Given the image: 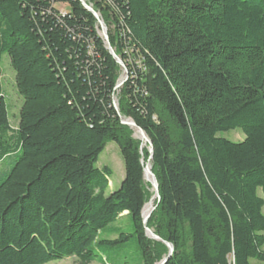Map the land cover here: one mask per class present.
Instances as JSON below:
<instances>
[{"label": "trees", "instance_id": "obj_1", "mask_svg": "<svg viewBox=\"0 0 264 264\" xmlns=\"http://www.w3.org/2000/svg\"><path fill=\"white\" fill-rule=\"evenodd\" d=\"M85 1L115 19L119 92L120 67L80 0H0V61L24 98L14 129L0 66V165L15 156L0 171V264H107L132 237L143 264L166 257V242V264H264V0ZM121 116L153 143L161 200L147 227L161 241L142 215L151 153ZM236 128L244 141L217 135ZM111 141L126 176L108 194L112 170L97 162ZM125 216L132 233L112 226Z\"/></svg>", "mask_w": 264, "mask_h": 264}, {"label": "rangeland", "instance_id": "obj_2", "mask_svg": "<svg viewBox=\"0 0 264 264\" xmlns=\"http://www.w3.org/2000/svg\"><path fill=\"white\" fill-rule=\"evenodd\" d=\"M69 9V8H67ZM100 19L104 22L107 33H109V27L111 26L112 28L114 25L115 19L113 17H110L111 19V24L108 25L105 23L102 15L99 13ZM99 29L102 33V28L99 23ZM113 48V47H112ZM115 51V49L113 48ZM116 53V52H115ZM117 55V54H116ZM119 58L120 56L117 55ZM118 63V62H117ZM119 78H118V84L122 82L121 86L116 87L118 89V92L120 88L122 87L123 83L125 82V76L126 73L124 71V67H122L119 63ZM0 66L2 69V77H1V82L3 85V94L6 100V103L8 105L9 109V115H10V123L11 126L15 129L18 127L19 124V114L20 110L22 108V105L24 103V98L21 96L18 87H17V82H16V72L11 64L10 57L8 55H4L0 61ZM116 105L118 107V99L116 98ZM127 119L125 116H122ZM131 119V118H128ZM126 125V124H125ZM134 130V136L136 137ZM219 137H223L225 139H228L233 142H242L245 140L246 135L243 132L241 128H236L232 129L229 131H223L219 132L217 134ZM138 138V137H136ZM139 139V138H138ZM142 141V140H141ZM143 144V141L141 145ZM144 148H149L148 144H146ZM15 161V156H10L7 158L1 165H0V171H8L12 165L14 164ZM147 162V161H146ZM97 167L98 168H104V167H109L112 170V175L110 177V187L107 191L108 194L111 192L119 189L121 187V184L123 180L125 179L126 176V167H125V161L122 155V152L120 150L119 145L111 141L107 144L105 150L101 153L99 157V161L97 162ZM153 171V167H152ZM154 173V172H153ZM146 183H149L151 185V196L146 204H149L150 200L152 199L154 195V188L152 186V183L150 180H146ZM259 194L263 196L262 192L260 191ZM157 199L154 200L153 206H157ZM154 209V210H155ZM153 210V211H154ZM152 211V213H153ZM151 213V215H152ZM263 213H264V208H263ZM150 215V217H151ZM149 217V219H150ZM148 219V221H149ZM148 223V222H147ZM114 227L121 228L122 231L126 233H132L133 232V226L132 222L129 216H125L122 218H119L115 223L112 224ZM118 237L117 233H111L110 231H103L101 234V238H108V239H115ZM153 239V238H152ZM123 248L120 247V244H117L115 246H112L111 249L105 253V255L109 258V263L107 264H143L142 263V258H141V252L138 249L137 246V241L134 237H132L129 241L122 243ZM163 260V259H162ZM161 260V261H162ZM159 261V262H161ZM158 262V263H159ZM252 264H263L259 263L256 260H251ZM157 263V264H158ZM46 264H81L79 259L76 256L72 257H66L60 260H55L48 262ZM90 264H103L98 261H94Z\"/></svg>", "mask_w": 264, "mask_h": 264}, {"label": "water", "instance_id": "obj_3", "mask_svg": "<svg viewBox=\"0 0 264 264\" xmlns=\"http://www.w3.org/2000/svg\"><path fill=\"white\" fill-rule=\"evenodd\" d=\"M80 1L82 2L83 6L87 10L92 12L93 15L98 19V21H99V23L101 25V28H102L103 38L105 39V42H106V45H107V48H108L109 52L115 58V60L123 67L124 65H123L121 59L116 55L115 51L113 50V48H112V46L110 44L109 35L107 33L106 26H105L104 22L100 19L99 13L96 12L93 9V7L91 5H89L85 0H80ZM121 84H122V82L117 84V87L121 86ZM121 119H122V123L130 126L132 129H134L135 132H136L135 133L136 137H138L139 139H141L143 141V144L141 145V152L143 151V147L146 144H148V146H149V151H150L151 155H150V157H149L147 162H145L144 157H142L141 162L145 166L144 167V178H145V180H150V182L152 183V186L154 188V195H153L152 199L150 200L149 204H145V206L143 208L142 215H143L144 224L146 226L147 235L150 238H153L155 240L161 241L162 239L159 236H157L153 232L152 229L147 227L148 219H149L152 211L155 209V206H153L154 200L157 199L158 202H160V200H161L160 191H159V183H158L156 175L153 173L152 168H151V166H153L152 165L153 153H154L153 143H152L151 139L149 138V136L147 135V133L141 127H139L134 120L128 119V118L125 120V118H123L122 116H121ZM137 131L139 132L138 135H137ZM147 206H150V208L147 209ZM166 244H167V246L169 248V254L166 257H164L163 260L161 262H159L158 264H166L168 262V260L170 259V257L172 256V254H173L174 246L172 244H170V243H167V242H166Z\"/></svg>", "mask_w": 264, "mask_h": 264}, {"label": "bare ground", "instance_id": "obj_4", "mask_svg": "<svg viewBox=\"0 0 264 264\" xmlns=\"http://www.w3.org/2000/svg\"><path fill=\"white\" fill-rule=\"evenodd\" d=\"M139 134V132L137 131V135ZM153 166H151V168H152ZM150 208V206H147V209H149Z\"/></svg>", "mask_w": 264, "mask_h": 264}, {"label": "built area", "instance_id": "obj_5", "mask_svg": "<svg viewBox=\"0 0 264 264\" xmlns=\"http://www.w3.org/2000/svg\"><path fill=\"white\" fill-rule=\"evenodd\" d=\"M100 33H101V31H100ZM102 34V33H101ZM125 71V70H124ZM126 73V76H125V80H126V78H127V72H125ZM117 87V86H116Z\"/></svg>", "mask_w": 264, "mask_h": 264}]
</instances>
